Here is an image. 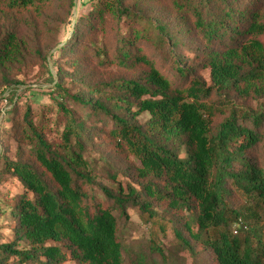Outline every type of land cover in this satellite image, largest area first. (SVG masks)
I'll list each match as a JSON object with an SVG mask.
<instances>
[{
	"label": "trees",
	"instance_id": "obj_1",
	"mask_svg": "<svg viewBox=\"0 0 264 264\" xmlns=\"http://www.w3.org/2000/svg\"><path fill=\"white\" fill-rule=\"evenodd\" d=\"M40 83L54 104L36 119L18 93ZM259 100L264 0H0L4 171L22 188L0 264H264ZM101 132L138 162L109 166L108 186L89 156ZM130 212L147 238L125 235Z\"/></svg>",
	"mask_w": 264,
	"mask_h": 264
},
{
	"label": "rangeland",
	"instance_id": "obj_2",
	"mask_svg": "<svg viewBox=\"0 0 264 264\" xmlns=\"http://www.w3.org/2000/svg\"><path fill=\"white\" fill-rule=\"evenodd\" d=\"M77 8H79V0H76L75 2ZM73 30V24L71 23V29L69 32H67V29L60 28L59 30V41H66L71 36ZM62 45V44H59ZM59 45L56 47L46 50L47 52V60L50 59L52 55H54L55 51L59 48ZM56 57V56H55ZM59 62V61H58ZM50 67V65H49ZM37 67L32 68V70L27 74V79H34L38 73H37ZM50 70L52 74L54 75V70L50 67ZM164 71H167L164 69ZM199 74L208 81V72L200 70ZM34 77V78H33ZM65 86H67L70 90H75L68 80L65 81ZM29 88H31V93L25 92V93H18V99H20V102L22 104L28 103L30 107L32 108L33 112L37 115L36 119H38V116L41 112L47 113L48 110L53 106V99H51L46 93L47 85L44 84H35V85H28ZM56 98V97H53ZM250 104V103H249ZM264 105V100H259L257 103ZM253 105V104H251ZM4 109L7 110L8 105L3 101L0 103V110ZM3 111V110H2ZM143 119H146V116L143 117ZM11 122H6L1 124V130H0V244L3 242H7L11 240V237L9 235V228H10V221L8 220V209L11 207V204L13 203V198L17 194H20L22 191L21 186L19 183L9 176L4 170H5V160H15V150H16V143L12 139V135L10 132V125ZM61 125V124H60ZM95 127H98L99 124L95 123ZM61 129V126H53L51 128V135L57 136L59 134V130ZM96 134V133H95ZM115 143H113L112 139H110L107 134L104 132L99 133V135L94 138V143L92 145V148L89 151L90 158L95 163V168L98 172L99 180L104 185H109L111 183V180L107 177V173L111 172V169L109 166L118 168L121 170L126 169H132V171L137 167L138 162L134 160L131 156H127L124 154H121L117 151ZM133 173V172H132ZM117 179L120 180L121 183H126L130 181L126 176L119 173L117 176ZM165 208V207H163ZM159 213H161L160 210H158ZM165 213V211H164ZM129 221L124 223V221H121V224L125 227L124 233L125 235L132 236L134 239H143L148 237L149 233V227L145 226L143 222L140 220V218L135 215L133 212L129 213ZM167 239L165 240V243L167 246H171L174 242L173 235L168 232ZM179 258H184L185 261L182 264H191L190 260L185 252H182L178 255ZM66 264H74L73 262H66ZM181 264V263H180Z\"/></svg>",
	"mask_w": 264,
	"mask_h": 264
},
{
	"label": "water",
	"instance_id": "obj_3",
	"mask_svg": "<svg viewBox=\"0 0 264 264\" xmlns=\"http://www.w3.org/2000/svg\"><path fill=\"white\" fill-rule=\"evenodd\" d=\"M74 2H76V0H74ZM74 19H75V12L73 13V21H74ZM61 45H59V47H60Z\"/></svg>",
	"mask_w": 264,
	"mask_h": 264
}]
</instances>
